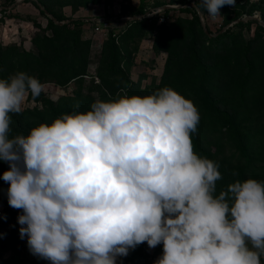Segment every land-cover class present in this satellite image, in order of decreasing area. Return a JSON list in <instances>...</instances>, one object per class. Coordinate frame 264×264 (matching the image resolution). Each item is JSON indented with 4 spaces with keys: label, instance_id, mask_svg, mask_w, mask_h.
<instances>
[{
    "label": "clouds",
    "instance_id": "1",
    "mask_svg": "<svg viewBox=\"0 0 264 264\" xmlns=\"http://www.w3.org/2000/svg\"><path fill=\"white\" fill-rule=\"evenodd\" d=\"M200 4L215 17L235 0ZM44 91L24 71L0 78V160L9 165L0 175L32 255L116 264L146 242L162 244L155 264H261L264 181L236 180L214 195L219 164L194 151L200 117L190 99L168 86L122 88L10 138V114Z\"/></svg>",
    "mask_w": 264,
    "mask_h": 264
},
{
    "label": "trees",
    "instance_id": "2",
    "mask_svg": "<svg viewBox=\"0 0 264 264\" xmlns=\"http://www.w3.org/2000/svg\"><path fill=\"white\" fill-rule=\"evenodd\" d=\"M13 1L7 0L6 5ZM22 1L40 6L39 13L51 17L45 16L43 27L35 23L38 32L30 38L31 50L14 43L0 44V78L24 71L41 83L64 86L71 82L74 90L73 96L61 97L56 102L45 98L42 93L36 98L29 94V98L43 102L46 113L23 110L19 114H10V138L18 134L27 135L32 126L71 113L77 105L79 111L89 110L92 102L114 98L122 88L129 95L151 93L148 87L139 89L136 83L129 81L122 66L127 65L126 59L121 55L118 41L139 36L145 28L155 29L152 48L155 52H165V59L159 84L154 89L171 87L190 99L198 109L200 120L191 139L194 151L199 156L219 164L218 171L222 178L216 182L214 195H219L236 180L250 177L264 181V26L256 23L253 35L245 37L243 30L248 27L249 20H242L243 12L249 14L257 10L264 21V0L248 2L249 10L235 4L231 8L232 16L228 17L226 12L221 25L215 30L211 31L204 23L207 32L203 30L198 16L199 12L205 17L201 4H196L197 8L180 7L179 10L189 12L190 17H178L167 24H156L155 19L150 18L130 21L117 31L116 39L109 34L106 36L97 53L99 63L95 73L98 82L92 84L90 80L89 85L85 84L83 76L87 75L90 39L81 35L82 26H90L91 22L69 18L58 24L54 20L60 22L63 18L53 12L44 0ZM89 1L97 0H81V5L85 6ZM225 6H222L223 12ZM150 20L151 24H145ZM77 23H80V28L76 26ZM112 28L115 26H110L109 30ZM91 86L96 88V97L88 92L82 93L83 87L90 90ZM8 167L5 161L0 160V174ZM0 182H5L2 175ZM7 189L5 182L3 209L12 214L17 209L9 206ZM3 226L4 222L0 220V229ZM4 245L0 238V248L3 249ZM153 250L160 251L158 247ZM146 251L144 242L130 249L127 256L117 257L116 264L141 263ZM44 262L50 264L47 260ZM0 264H8V261L0 260ZM261 264H264L262 258Z\"/></svg>",
    "mask_w": 264,
    "mask_h": 264
},
{
    "label": "rangeland",
    "instance_id": "3",
    "mask_svg": "<svg viewBox=\"0 0 264 264\" xmlns=\"http://www.w3.org/2000/svg\"><path fill=\"white\" fill-rule=\"evenodd\" d=\"M7 0H0V10L5 11L2 17H0V44H16L20 45L24 49H32L30 43V38L35 32H38L35 23H38L40 27L45 25V16L51 17L47 14L39 13L38 7L34 6L29 1H19L14 0L6 5ZM48 7L58 14L62 21L66 22L69 18H80L82 21L85 18H93L97 16L99 12L106 10L109 6L112 13H116V0H97L95 2L89 1L85 6H82L81 0H44ZM168 1V0H167ZM171 1V0H170ZM256 0H235V4L244 6L243 9L249 10L248 2H255ZM157 2V1H156ZM158 3V2H157ZM174 4H181L180 6L175 5V8L169 7L163 10L171 11V15L164 24L171 22L175 18H189L190 13L186 11L179 10L180 7L187 6H197L200 4V0H174ZM183 3V4H182ZM231 5H226L225 12L222 7L219 9L220 19H224L226 12H228V17L232 16ZM137 10L134 12H129L131 17L129 20L118 21L116 24V30L120 31L123 27H126L130 21L136 19H155L156 17L145 16L143 10V4L136 6ZM178 8V11L176 10ZM197 8V7H196ZM224 8V7H223ZM131 9V8H129ZM222 9V10H221ZM223 12V14H222ZM205 15H207V10L204 9ZM248 13V12H247ZM131 14V15H130ZM116 15H119L118 13ZM243 21L249 20L248 27L243 30V35L245 37H250L253 35V30L255 29L256 23L264 26V21L261 19V13L257 10H252L249 14L242 13ZM111 16V15H109ZM145 22V24H151L152 21ZM256 21V22H255ZM80 23H77V27L80 28ZM229 23L228 25H230ZM154 25V24H153ZM206 25L211 31L216 29L213 22L206 21ZM83 33L82 37L90 39L89 45V63L87 65V75H84L85 84L92 82L96 84L98 78L96 77V68L98 65L97 53L103 45L105 38L100 35L92 33V31L85 29V24L82 26ZM86 30V31H85ZM236 30V28H234ZM46 34L49 31H45ZM155 34V29H143V33L139 36H133L129 39H124L122 42L118 41L119 47L121 48V55L126 59L127 65L122 64L125 68L128 79L132 83H136L139 89L149 88L150 91H155L154 87L159 84L160 76L163 69L165 52L153 51V37ZM262 37L264 38V32H262ZM118 40V39H117ZM128 57V58H127ZM122 63V62H121ZM126 66V67H125ZM44 85L45 91L42 95L49 99L50 101L56 102L61 97H71L73 96L74 84L68 83L64 86L54 85L52 83H42ZM88 92L91 96L96 97V88L91 86L90 90L83 87L82 93ZM23 110H30L35 113L41 111L46 113V108L41 100H34L27 96L24 104ZM6 199L5 193V182H0V203L4 206ZM13 210V209H12ZM21 210H13V213L7 212L5 209L2 210V215H0V220L4 222V226L0 229V238L4 241V248H0V260H7L8 264H45V260L30 253L27 246V239L20 238L19 227L17 222V216L20 214ZM264 260V256L261 257ZM138 264H150L145 258H142V262Z\"/></svg>",
    "mask_w": 264,
    "mask_h": 264
},
{
    "label": "built area",
    "instance_id": "4",
    "mask_svg": "<svg viewBox=\"0 0 264 264\" xmlns=\"http://www.w3.org/2000/svg\"><path fill=\"white\" fill-rule=\"evenodd\" d=\"M176 10L178 11V8H176ZM103 12H99L97 16H95L94 18L83 19L87 23L91 22L90 26H88L89 24L88 25L85 24V29L86 27H88V29L92 31V33L96 35H100L102 38L103 37L106 38V36H108L109 34L111 37L116 39V33H117L116 24L119 23L118 21L129 20L130 17L128 16L116 17V16H109V15L105 16ZM4 13H5L4 10L3 11L0 10V17H2ZM144 14L145 16H148V17L155 16L157 23H163L169 19L171 15V11H164L163 9L155 7V8L144 9ZM198 16H199V13H198ZM199 20L204 21V23H206V21L213 22L216 28H218L221 25V19L218 17V15L215 17H211L208 14L205 15V17L201 15L199 16ZM110 26H115V28H112V30L110 31L109 30ZM2 210H3V205L0 203V215H2ZM145 244L147 245L146 242ZM156 247L159 248L160 250L159 252H154L153 248H149L147 245L145 259L148 260L150 264H155V261L160 257V255L163 252L162 244L157 245Z\"/></svg>",
    "mask_w": 264,
    "mask_h": 264
},
{
    "label": "crops",
    "instance_id": "5",
    "mask_svg": "<svg viewBox=\"0 0 264 264\" xmlns=\"http://www.w3.org/2000/svg\"><path fill=\"white\" fill-rule=\"evenodd\" d=\"M173 1L174 0H171V1L170 0L168 1L167 0H116V4L114 6L116 7V10H115L116 13L111 14L112 10L109 6H107L103 14L105 16L111 15V16H116V17H123V16L130 17L128 15L129 12H133L134 14V12L137 10L136 6L141 4V2L143 4V10L148 9V8H155V7L164 9V8H169V7H175V5L180 6L179 4H174ZM117 13L119 15H116Z\"/></svg>",
    "mask_w": 264,
    "mask_h": 264
},
{
    "label": "water",
    "instance_id": "6",
    "mask_svg": "<svg viewBox=\"0 0 264 264\" xmlns=\"http://www.w3.org/2000/svg\"><path fill=\"white\" fill-rule=\"evenodd\" d=\"M16 1L19 2V1H22V0H16ZM38 7L40 8V6H38ZM198 13H199V12H198ZM199 16H201L200 13H199ZM54 22H55V23H58V24H61V23H63L64 21L57 22V21L54 20ZM200 23H201V26H202L203 30H204L205 32H207V31H206V28H205L204 21L200 20ZM222 29H223V28H222ZM222 29H221V30H222Z\"/></svg>",
    "mask_w": 264,
    "mask_h": 264
}]
</instances>
